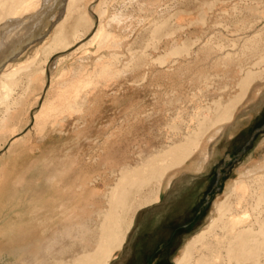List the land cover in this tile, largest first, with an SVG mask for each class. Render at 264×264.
<instances>
[{
    "label": "rangeland",
    "instance_id": "1",
    "mask_svg": "<svg viewBox=\"0 0 264 264\" xmlns=\"http://www.w3.org/2000/svg\"><path fill=\"white\" fill-rule=\"evenodd\" d=\"M63 1L48 0L47 5L42 9L45 11L39 14L37 24L29 33L34 35L37 32L42 34L47 32L45 38L48 37L47 43L50 46L61 36L65 38L66 43L76 42L83 34L86 38L66 51H62L65 49V43H60L50 53L48 51L50 48L40 47L37 53L36 49L32 50L31 47L26 46L28 52L24 54V50L19 55V60L28 56L36 57L35 70L31 73L34 74L33 77L29 76V72L20 74L14 95L11 96L12 100L17 98L18 104L17 102L13 104L14 107H11L5 120L2 116L5 114L6 104L0 102V169L3 163L14 155L39 156L45 145L52 144L57 148L60 145L66 146L67 143L69 145L72 135L84 129L86 118L94 135L91 141L84 144L79 155L89 152L93 146L98 149L107 140L106 143L115 146L117 152L115 156L119 164L107 168L98 164L90 167L93 174L91 186L96 190L95 204L88 207L82 225H74L71 222V233H65L66 227L58 223L55 230L48 233V238L41 240L42 247L38 249L40 250L39 253L37 252L38 258L33 256V250L30 248L21 262L15 261L14 264L19 262L20 264H88V261L85 262V253L95 248L103 234V225L109 222L106 211L111 204V198L114 200V206L118 205L117 210L121 207L122 201L130 207L132 213L135 211L137 213L136 222L128 235L124 249L115 250L113 263L122 264L127 259H132L136 253L142 258L144 254L141 252L147 254L146 251L150 247V250H157L155 237L158 228L150 227V221L158 214L159 209L164 208V205L182 189V182L189 183L184 187L187 191L196 189L197 184L203 185L204 190L199 196L198 204L187 214L188 224L171 223L161 227L163 236L166 237L165 241H170L168 239L174 237L177 229L185 226L167 250L169 257L166 264H177V259L183 256L187 244L213 220L217 203L228 198L230 186L236 180L243 178L252 186L251 192L255 195L250 197V204L258 203L257 192L264 194V176L256 177L262 171L244 175L247 166L252 167L264 161V129L259 131L253 140L250 139L254 130L264 124V79L260 80L263 83L260 93L254 100L245 102L235 111L234 120L227 124L223 134L213 142L212 149L219 153L208 165L207 170L196 174L193 178L182 175L176 177L173 186L161 195L162 200L158 204L145 205L146 201L141 200L142 196L151 190L147 186L149 182L144 183L146 187L144 186L142 191L138 190L142 184L141 180L134 182L133 177L122 179L118 170L126 164L134 166L141 164L149 159L150 154H155L167 144L179 142L189 135L198 138L197 132L202 125L210 126L218 116L223 115L225 106L239 90L236 84L239 82L240 66L250 68L255 63L261 62L262 65L258 67L264 72V0H103L100 5L101 0H80L78 2L80 8L77 11H90L92 13L90 20L86 18L79 21V14L75 9V15L73 14L72 18L59 26L66 9L65 5L61 13ZM94 5L97 6L96 9H93ZM102 8H107L106 14H102ZM116 14L126 17L124 23L119 25L117 22H112L109 26V19ZM198 16L206 18L205 27L193 26L184 30L183 27ZM101 24L107 30H111L117 39L120 37L123 41L122 46L108 47L109 49L107 46L100 47L101 38H99L93 41L92 45L80 47L93 37ZM25 26L27 25L18 26L13 38L8 39V43H11L8 53L14 47L18 48L24 38H27L28 26L26 28ZM239 32L249 34L255 40L249 38L239 45L241 51L236 54L233 52L236 58H239L235 60L236 62L232 60L224 62L225 58L212 62L209 59L211 56L204 52L207 44L204 46L195 44L190 38V35H200L205 39L210 37V41L207 40L208 47L213 54L221 51L222 42L223 45L225 44V49L236 51L237 46L234 43L237 42L236 35ZM128 36L130 38H127ZM42 41L43 39L31 45L36 43L33 47H37ZM178 45L183 46L182 51L185 53L190 50L194 55L196 51L199 56L192 58L194 63L184 69L181 76H168L162 67L153 64V59ZM57 51L62 52L55 54ZM114 52H118L120 56L122 54V59L118 63L120 67L123 68L126 61L131 62L128 73L116 79L105 77L106 73L99 75L101 73H97V59L100 57L107 60L114 59L111 56ZM61 54L66 57L56 67L55 61ZM46 60L50 62L47 67V79H44L39 75L45 67ZM178 65L179 63L176 62L171 68L174 69ZM78 69L81 71L85 69L80 71L82 75L79 79L82 80L85 76L87 78L79 90H85L89 96L83 92L78 93L81 97L84 96L83 112L62 113L61 109L65 108L66 104L60 99L65 87L61 90L59 84L65 78L80 75ZM89 74L92 75L90 79L87 77ZM85 95L88 96L86 101ZM61 102L64 104L62 105ZM44 103H48L49 106L37 116ZM109 134L114 135L112 137ZM87 147L89 150H86ZM23 166L24 164L12 169V173L25 172ZM155 180L157 187L160 183L159 177ZM234 197L230 198L235 200ZM84 202L85 200L82 204ZM260 205L261 216H264V201ZM69 223L67 226L70 225ZM147 241L152 244H146ZM146 257V260L148 257L150 260L149 254ZM254 264H264V258L263 263Z\"/></svg>",
    "mask_w": 264,
    "mask_h": 264
},
{
    "label": "bare ground",
    "instance_id": "2",
    "mask_svg": "<svg viewBox=\"0 0 264 264\" xmlns=\"http://www.w3.org/2000/svg\"><path fill=\"white\" fill-rule=\"evenodd\" d=\"M79 1L80 0H68L66 2L65 15L63 20L59 23V26H62L63 22L72 18L71 16L73 14L75 15V9L79 14V21L86 18L90 20L92 17L90 11H77L80 8L78 6ZM47 2L48 0H0V102L6 104L5 114L2 116L4 120L8 118L11 107H14L13 104L17 102V98L12 100L13 98L11 99V96L16 89L15 86L20 74L29 72V76H34V74L31 73L35 70L36 57L30 58V56H28L26 59H18L19 55L24 52V50V54L28 52L26 46L27 48L31 47L32 50L36 49L37 53L40 47L41 49L42 47L45 49L50 48V50L48 49L50 53L57 45L65 43V49L62 51H66L85 37V34H83L76 42L66 43L65 38L61 36L51 47L47 43L48 37L45 38L47 32L43 34L40 32L34 35L30 34L29 32L33 31L32 29L37 24L36 22L40 16L39 14L45 11L42 9L45 8ZM102 2L103 0H101L99 5ZM96 7L97 6L94 5L93 9H96ZM102 9V14H106L105 11L107 8ZM259 16L261 17V15ZM103 17H105V15H103ZM125 19L126 17H123V15L116 14L109 19V26L112 22H117L121 25L124 23ZM21 25L28 26H25V28H28L26 32L27 38H24L22 44L18 48L14 47V49L8 53L11 46V43H8V39L13 38L15 30ZM205 25L206 18L198 16L192 19L183 28L184 30H188V28L191 29L193 26L204 28ZM190 36L195 44H202L203 46L207 44L206 48H204V52H207V55L211 56L209 59L214 63L223 58H225L224 62H227V60L235 61L239 59L236 58L237 56L235 55L241 51L239 45H242L249 40V38H252L249 34H241L239 32L236 35L237 42L234 43L239 50L236 49V51H233L232 49H225V44L223 45L222 42L220 43L221 51L211 54V50L208 47L210 37L205 39L200 35ZM99 38H101L100 41L98 40L99 45H101L100 47L120 48L123 44L120 37L117 39L111 30H107L105 26L101 24L93 37L80 47L87 46V44L92 45L94 43L93 41ZM127 38L130 37L128 36ZM167 38H169V36ZM42 39L43 41L42 43L39 42V46L33 47L36 43L31 45ZM252 39L255 40L254 38ZM182 47L183 46L178 45L168 49L165 54L159 55L153 59V64L155 63L158 64L159 67H162L164 69L163 71L167 72L168 76H181L182 72H184L183 70L194 63L192 58H198L199 56V53L196 51H194V55L190 50L185 53L182 51ZM62 51H57L55 54L61 53ZM111 56H113L114 59L107 60L102 57L97 59V73L99 74L100 72L101 74L99 75L106 73L105 77H112L113 79L114 77L116 79L117 77L126 75L131 62L128 63L129 61H126L125 66L122 68L118 65L122 59V54L120 56L118 52H114ZM65 57L66 55L64 54L58 56L55 61L56 67H58L60 61ZM49 62L50 60L45 61V67L40 71L41 74H39L41 76L39 75V77L42 78L43 76L44 79H47V67ZM176 62L179 63V65L172 69L171 65H174ZM260 64L261 62H257L254 65L255 67L251 66L250 68L244 66L239 67V82L236 84L239 86V90H237L234 97L232 96V100L229 98L231 102L225 106V113L223 115L218 116L210 126L202 125L200 131L197 132L198 138H195L196 136L194 135V139L189 135V137L183 138L179 142L167 144L165 148L158 150L155 154H150L148 157L149 159L143 161L141 164L135 166L126 164L119 168L118 171L122 179H124V177H133L134 182L135 180H141L142 184L138 190L142 191V188L145 186L144 183L149 182L147 186H149L148 188L151 190L144 194L141 199L146 201L145 205H152L160 202L162 200L161 195L173 186L176 177L181 175L186 176L187 173L191 176V174L196 171L204 173L207 170L208 165L211 164L212 160L218 155L217 153H219H216L212 149L213 142L218 140L223 134L227 124L234 120L236 116L235 111L245 102L254 100L260 93L259 91L262 90L263 87H261V85L263 83L260 82V80L264 79V72L258 67ZM77 66H79V64ZM157 70L160 71V69ZM80 71L81 70H79V73L82 72ZM74 74H76V72H74ZM90 74L94 75L93 73ZM90 74L87 76L89 79L92 76H90ZM81 75L82 73L77 77H68L60 82L59 88L64 90L63 87H65V91H63V95L60 99L66 104L65 108L61 109L62 113L68 112L72 114L74 112H81L84 109V96L81 97L78 93L83 92L86 94L85 90H79L81 89L80 86L84 84L83 81L86 76L85 78L82 77L84 79L80 80L79 77ZM199 76L201 77V75ZM208 76L209 75H207V77ZM36 77L34 78L36 79ZM144 77H146V75ZM209 81L210 80H208V82ZM75 91L77 93H74ZM66 92L67 94H65ZM88 96H86L85 101ZM64 103L61 102L62 105ZM48 106V103H44L41 110L37 113V116L41 114V112L46 111ZM82 118H84V116H82ZM87 120L88 118L84 121V129L78 130L76 134L72 135L69 140V145H67V143L66 146L60 145L57 148L52 144H48L42 148L39 156H30L31 154H29L28 157H22V155H14L3 163L0 169V264H14L15 261L18 262L19 260L21 262V259L26 256L30 248L34 252H32L33 256L38 258V253L40 252L38 249L42 247L40 242L42 239L44 241V239L48 238L49 232L55 230V228L61 224L66 227L65 233H71V222H73L74 225H82L84 221L83 216L88 212V207L95 204L96 190L91 186L93 174L90 167L94 166V164H98L104 168L115 167L119 164V161L117 156H115L117 153L115 146L106 143L107 140H105L103 145L98 149L93 146L90 148L89 152L86 151L87 153L81 156L79 155L84 144L91 141V137L94 135V131H92L93 129H91V125H89V121L87 122ZM109 135L113 137L114 134ZM86 150H89V147H87ZM22 164H24L23 167H25V172L13 174L12 169L14 170ZM246 169L247 171L244 175L252 174L258 170L262 171V173L256 176L257 178H261L264 176V161L252 167L249 165ZM158 177L160 183L157 184L156 187L154 180L156 178L158 179ZM119 184L121 185L120 182ZM251 187L252 186L247 183L246 180H243V178L241 180H236L232 186H230L228 198L217 203L213 220L204 229L199 231L187 244L183 256L177 259V264L263 263L264 216H261L262 211L260 209V203L264 201V194L257 192L259 199H257L258 203H256V205L253 203L250 204V199L255 195V193L251 192ZM231 196H235V200L231 199ZM84 200L85 202L82 204ZM251 201H253V199ZM120 206L121 207L117 210L116 207H118V205L114 206V200L111 198V204L106 211V217L109 222L103 225V234L101 238H99L100 240L97 241L95 248L85 253L84 257L86 260L83 257L85 262L88 261V264H118L113 263L114 252L117 249H124L128 235L137 219L136 211L132 213L129 209L130 207H127L125 202L121 201ZM67 223L70 225L67 226ZM256 224L258 225L256 226ZM184 227L181 229L179 228L177 232H175V236L171 239L169 244L163 245V248L160 250L163 251V256L168 254L167 250L170 249V246L173 244L176 237H178V234L182 232ZM81 262L84 261L81 260Z\"/></svg>",
    "mask_w": 264,
    "mask_h": 264
},
{
    "label": "crops",
    "instance_id": "3",
    "mask_svg": "<svg viewBox=\"0 0 264 264\" xmlns=\"http://www.w3.org/2000/svg\"><path fill=\"white\" fill-rule=\"evenodd\" d=\"M200 173H202V172L196 171L195 173L191 174L192 177L189 176L190 175L189 173H187L186 177L193 178V176H195L196 174H200ZM181 184H182L181 185L182 189L179 188L180 190L177 192L176 196L172 200H170L166 205H164V208L159 209L158 214L156 216H154L152 221H150L151 222L150 227L158 228L157 237H155L157 239V243H156L157 248H155V249H157V250H154V249L150 250L151 247L149 246L150 249L148 251H146V253L150 255V260H149V257L146 260L147 254H145V252H141L144 254V256L142 258H139V253L138 254L136 253L132 259H127L122 264H166L168 262L167 260H168L169 255L166 254L163 256L162 255L163 251H160V250H161V248H163V245L169 244L171 242V239H168L170 241H165L164 238H166V237L163 236V232H162L161 227H164V225L171 224V223H182V224L188 223L189 219H186V218L189 215H187V214L190 213L191 210L198 204L199 196L201 195V193L204 190L203 185L197 184L196 189H194V188H193V190L188 189V191H187V188H186V190H184V187L188 186L189 183L188 182L187 183L182 182ZM19 189H21V188H19ZM156 204H158V203H156ZM159 205H161V203ZM152 223H154V224L152 225ZM150 241H151V239H150ZM146 244L150 245V244H152V242L148 243V241H147ZM141 251H142V249H141ZM151 258H153V259H151Z\"/></svg>",
    "mask_w": 264,
    "mask_h": 264
},
{
    "label": "water",
    "instance_id": "4",
    "mask_svg": "<svg viewBox=\"0 0 264 264\" xmlns=\"http://www.w3.org/2000/svg\"><path fill=\"white\" fill-rule=\"evenodd\" d=\"M66 1H67V0H64V1L62 2V3H63V6H62V9H61V13H63V11H64V9H65ZM52 25H53V22L51 23L50 28L52 27ZM14 56H15V55H14ZM263 129H264V125L261 126V127L256 128V129L254 130V132H253V134H252V136H251L250 139L253 140L254 137H255V135H256L259 131H261V130H263Z\"/></svg>",
    "mask_w": 264,
    "mask_h": 264
},
{
    "label": "flooded vegetation",
    "instance_id": "5",
    "mask_svg": "<svg viewBox=\"0 0 264 264\" xmlns=\"http://www.w3.org/2000/svg\"><path fill=\"white\" fill-rule=\"evenodd\" d=\"M241 154V152L239 153V155ZM228 167V166H227ZM226 167V168H227ZM188 224V223H187ZM183 225H185V224H183ZM178 227V226H177ZM178 230V229H177ZM174 236H175V234H174ZM173 237V236H172ZM145 246H146V244H145ZM143 251V250H142ZM172 251L174 252V247L172 248Z\"/></svg>",
    "mask_w": 264,
    "mask_h": 264
}]
</instances>
